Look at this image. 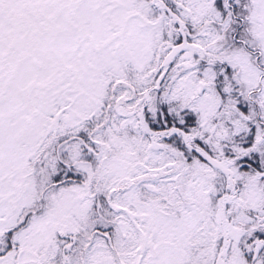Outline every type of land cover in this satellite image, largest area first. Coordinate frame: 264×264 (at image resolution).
Wrapping results in <instances>:
<instances>
[{
	"label": "snow or ice",
	"instance_id": "6c2138e0",
	"mask_svg": "<svg viewBox=\"0 0 264 264\" xmlns=\"http://www.w3.org/2000/svg\"><path fill=\"white\" fill-rule=\"evenodd\" d=\"M264 0H0V264H264Z\"/></svg>",
	"mask_w": 264,
	"mask_h": 264
},
{
	"label": "flooded vegetation",
	"instance_id": "af4514ba",
	"mask_svg": "<svg viewBox=\"0 0 264 264\" xmlns=\"http://www.w3.org/2000/svg\"><path fill=\"white\" fill-rule=\"evenodd\" d=\"M241 73H242V67H238L237 69V80H239V85L244 89L242 91V94L244 98L251 104H255L260 106L262 109H264V73L257 72L258 73V82L256 84V90L249 95L247 91L245 90L247 85L245 84V80L241 79ZM243 77V76H242Z\"/></svg>",
	"mask_w": 264,
	"mask_h": 264
},
{
	"label": "clouds",
	"instance_id": "9594fccd",
	"mask_svg": "<svg viewBox=\"0 0 264 264\" xmlns=\"http://www.w3.org/2000/svg\"><path fill=\"white\" fill-rule=\"evenodd\" d=\"M257 82H258V78L256 74L255 73L250 74L249 78L246 80V85H247L246 91L249 95H251V93L256 90Z\"/></svg>",
	"mask_w": 264,
	"mask_h": 264
},
{
	"label": "rangeland",
	"instance_id": "374dc122",
	"mask_svg": "<svg viewBox=\"0 0 264 264\" xmlns=\"http://www.w3.org/2000/svg\"><path fill=\"white\" fill-rule=\"evenodd\" d=\"M252 73H255L256 76L258 77V73H257V71H255L254 66H248V65L243 66L242 67V73H241V79H244L246 81L249 78L250 74H252ZM238 82H239V80H238ZM245 84H246V82H245ZM242 91H244L243 88H242Z\"/></svg>",
	"mask_w": 264,
	"mask_h": 264
}]
</instances>
